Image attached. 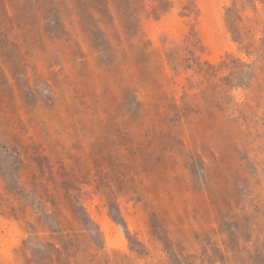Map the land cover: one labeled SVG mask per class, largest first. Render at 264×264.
I'll return each instance as SVG.
<instances>
[{"label":"rangeland","instance_id":"obj_1","mask_svg":"<svg viewBox=\"0 0 264 264\" xmlns=\"http://www.w3.org/2000/svg\"><path fill=\"white\" fill-rule=\"evenodd\" d=\"M0 264H264V0H0Z\"/></svg>","mask_w":264,"mask_h":264}]
</instances>
